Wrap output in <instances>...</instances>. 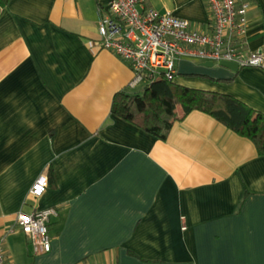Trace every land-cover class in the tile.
<instances>
[{
  "label": "crops",
  "instance_id": "obj_1",
  "mask_svg": "<svg viewBox=\"0 0 264 264\" xmlns=\"http://www.w3.org/2000/svg\"><path fill=\"white\" fill-rule=\"evenodd\" d=\"M211 32L200 0H143ZM246 50L264 51V0ZM110 0L0 5V242L10 264H264V156L214 117L176 108L165 140L112 113L136 94L130 65L101 50ZM175 84L264 115V68L177 63ZM143 86V85H142ZM145 86V85H144ZM52 181L39 200L36 180ZM55 208L51 252L34 255L20 213Z\"/></svg>",
  "mask_w": 264,
  "mask_h": 264
},
{
  "label": "built area",
  "instance_id": "obj_2",
  "mask_svg": "<svg viewBox=\"0 0 264 264\" xmlns=\"http://www.w3.org/2000/svg\"><path fill=\"white\" fill-rule=\"evenodd\" d=\"M207 4L211 32L194 29L187 20L171 13L148 9L143 0H110L99 21L101 50L128 63L133 70L131 88L166 79L174 82L182 60L235 63L240 68H264V51L246 50L250 27V0H200ZM49 188L42 174L29 196L39 200ZM59 212L55 208L20 213L17 225L27 237L34 255L51 252L49 225ZM0 264H10L0 242Z\"/></svg>",
  "mask_w": 264,
  "mask_h": 264
},
{
  "label": "trees",
  "instance_id": "obj_3",
  "mask_svg": "<svg viewBox=\"0 0 264 264\" xmlns=\"http://www.w3.org/2000/svg\"><path fill=\"white\" fill-rule=\"evenodd\" d=\"M10 0H0L4 8ZM187 115L200 111L214 117L242 137L250 139L264 156V115L237 99L206 91L181 87L166 79L144 86L142 94L116 95L112 113L161 140L176 120V108ZM52 181L49 179V186Z\"/></svg>",
  "mask_w": 264,
  "mask_h": 264
},
{
  "label": "water",
  "instance_id": "obj_4",
  "mask_svg": "<svg viewBox=\"0 0 264 264\" xmlns=\"http://www.w3.org/2000/svg\"><path fill=\"white\" fill-rule=\"evenodd\" d=\"M221 66L226 67V68H228L232 71H235V72H237L240 69V67L237 64L229 63V62H222Z\"/></svg>",
  "mask_w": 264,
  "mask_h": 264
},
{
  "label": "rangeland",
  "instance_id": "obj_5",
  "mask_svg": "<svg viewBox=\"0 0 264 264\" xmlns=\"http://www.w3.org/2000/svg\"><path fill=\"white\" fill-rule=\"evenodd\" d=\"M143 91H144V85H143V86L141 85V86L135 91V93H136V94H137V93L142 94Z\"/></svg>",
  "mask_w": 264,
  "mask_h": 264
}]
</instances>
